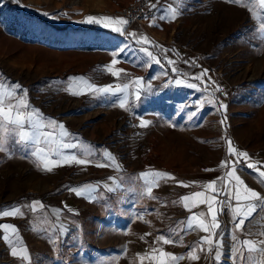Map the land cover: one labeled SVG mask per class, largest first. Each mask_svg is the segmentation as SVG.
I'll return each instance as SVG.
<instances>
[{
	"label": "rangeland",
	"instance_id": "374dc122",
	"mask_svg": "<svg viewBox=\"0 0 264 264\" xmlns=\"http://www.w3.org/2000/svg\"><path fill=\"white\" fill-rule=\"evenodd\" d=\"M10 1L13 6L0 0V83L7 88L19 83L21 89L17 97L24 98L28 92L37 96L38 103L51 110L47 115L60 124L64 121L72 132L70 135L77 137L80 142L77 156L90 163H73L72 166L64 164L60 158L59 166L53 165L52 171H46L40 168V161L33 162L32 190L29 187L28 191L19 190L18 198L48 204L49 210L35 211L32 219L14 225L17 232L12 235L11 245L17 251L26 249L29 259L9 256L0 241V264H159V251L153 253L152 249L167 246L156 242L161 235L177 242L175 255L185 256L170 264H232V235L241 242L264 240L261 235L264 207L253 213L242 230L235 228L230 209L224 207L218 216L220 228L213 238L215 244L223 234L222 256L217 262L215 247L209 251L205 244L201 250L197 244L201 237L189 241L190 232L182 231L185 226L180 222L184 221L186 210L180 201L185 194L172 188L175 177L168 173L173 178L160 180L159 186L153 188L152 196L158 199H149L143 194L146 186L140 174L159 170H140L137 130L143 104L142 99L136 101L133 94L136 90L133 82L137 78L142 79L143 89L145 83L154 84L155 90L176 88L174 121L180 126L179 122L191 119L192 124L185 125L187 128L195 132L204 127L200 132H208L207 139H195L193 151L199 152L191 157L204 173L214 176L213 180L229 170L219 167L222 160L235 159L227 154L228 140L238 151L249 154L248 163L264 171V7L252 0H243L242 4L228 0H175L173 7L179 14L175 19L166 20L172 22L170 26L159 19L164 8L163 0H159L154 13L157 19L152 26H148L150 20L142 26L113 25L122 27L124 34L109 35L92 30L57 31L54 28L90 24L84 22L88 16L116 18L113 11L134 0ZM93 24L112 31L103 27V21ZM144 35L151 42L142 45ZM136 39L141 43H135ZM125 44L131 47L125 48ZM151 44L158 50L157 55L153 54L157 58L161 56L165 64L172 60L166 50L174 53V66L183 70V74L185 71L199 74L207 69L204 83L193 79L191 83L198 84V89L187 87L189 83L176 87L165 85L161 81L165 74L163 67L150 62L139 51L140 47ZM121 48L125 51L114 56ZM113 59L118 60L116 65H111ZM185 60L191 64L186 65ZM106 66L124 71L119 77H113ZM150 75H156V80H146ZM70 77H83L84 86L129 84L128 110L115 103L124 93L109 96L88 90L81 95L70 94L67 91ZM221 104L226 108L220 107ZM240 107L244 110L240 111ZM191 113L197 114L191 116ZM201 117L207 118L208 127L198 123ZM240 120L244 124L239 123ZM89 131L93 138L90 141L85 139ZM177 141L183 139L175 137ZM121 142L124 143L123 154L126 156L130 151L128 160L120 159L121 147L116 145ZM180 148L177 145V149ZM105 150L114 157L110 166L102 155ZM89 151L95 155H89ZM101 162L106 166H95ZM20 164L16 163L18 169L24 167L20 168ZM17 168L15 174L0 169V192L20 185L23 178L13 176L19 174ZM237 174L245 186L264 196L261 182L264 177H259L256 169L246 168L243 158L237 165ZM86 184L95 189L94 199H89L87 193L81 197L69 190L81 189ZM105 184L113 191L107 192ZM217 199L227 200L228 197L222 194ZM235 204L233 200L232 205ZM55 209L61 212L57 214ZM60 224L69 229L66 235L61 234ZM193 245H197L195 254L199 256L195 261L187 255ZM257 247L264 249V244L258 243ZM245 256L253 257L256 264H264V250L245 252Z\"/></svg>",
	"mask_w": 264,
	"mask_h": 264
},
{
	"label": "snow or ice",
	"instance_id": "6c2138e0",
	"mask_svg": "<svg viewBox=\"0 0 264 264\" xmlns=\"http://www.w3.org/2000/svg\"><path fill=\"white\" fill-rule=\"evenodd\" d=\"M14 2H18V0H14ZM229 3L232 4H242L243 0H228ZM254 2L259 3L261 7H264V0H254ZM159 0H157V4H150L149 7L151 9H157ZM162 13L159 16V19L162 21H166L169 19H175L176 16L179 14L177 9L174 8L172 5H167L162 9ZM45 15H47L45 13ZM145 19H149L148 16L144 17ZM157 19L156 16L150 18V26L152 23L155 22ZM103 21V27L111 28L112 31L119 33L121 35L124 34L123 28L120 26L126 25L128 21L124 18H112V17H93L88 16L84 22L86 23H100ZM113 25H120L115 26ZM147 39L146 37L144 38ZM135 43L139 44L141 41L139 39L135 40ZM131 45L125 44V48H130ZM125 48L119 49V52L114 53V56H118L120 52H124ZM139 51L144 53L150 62H155L156 64H161V60L157 58L156 55L153 54L152 51L149 50L147 47H140ZM168 65H174V61L167 60ZM118 63L117 59H113L111 61V65H116ZM184 63L186 65H190L191 61L185 60ZM106 70L111 73L113 77H119L124 69H116L113 70L111 66H106ZM172 72L174 74H178L179 70L173 66ZM208 72L205 69L203 72L199 74H195L192 78L196 81H203L204 75ZM167 75V73H165ZM69 81L71 82L67 91L72 95H81L84 94L85 91H93L100 93L101 95H109L115 96L121 93H124L122 97L115 103L121 109H127V105L129 104V97L127 95V91L129 89V84H124L123 86H103L97 87L92 84H87L86 86L83 85L84 78L83 77H70ZM210 82V81H209ZM136 86V90L133 93L135 96V100L139 101L141 99V92L144 90L142 88V79L137 78L133 82ZM183 81L179 78L175 79L176 85H181ZM187 87L192 89H198L199 85L196 83H189ZM205 87L207 85L205 84ZM21 89V85L16 83L15 85L11 86V89L6 88L5 84L0 83V151H8L9 155L11 152L9 151L7 145L8 142L11 141L15 144H19L25 149L31 147L30 141L39 146L41 143L48 145V148L37 147L35 151L32 152L33 156L39 157L40 162H42L43 169L46 171H52V165H60V158L63 159L64 164H78V165H86L90 163L89 160L79 158L76 153L72 152V149H76L80 147L78 143H70L67 140L69 133L65 130L63 124H58L56 121L49 118L47 124L42 122L41 114L39 110L32 109L31 111H25L28 105L24 101L22 97H20L16 103H5L6 100H12L15 97L19 96V90ZM222 91V89H219ZM26 94V90H25ZM200 107L203 106L202 102L199 105ZM220 107L226 108L225 105L221 104ZM197 113H191V116H195ZM224 121H221L223 124ZM150 124V121L146 119H140L139 127L144 128ZM51 129L50 131H44L45 128ZM60 129V132L57 137L56 128ZM28 129H31L29 131ZM227 154L229 156L234 157L233 160H222L219 167L221 169H229L224 173V175L217 177L216 179L204 184L202 187L207 190L206 191H197L190 195H184L181 198L183 203V207L187 210H191V208L199 207L200 205H205L207 208V213L201 211L199 213H195L191 215L186 221H181L180 223L186 224V228L182 229V231H195L201 230L207 235H204L200 238L197 242L201 250H203V246L207 244L209 246V251L213 247H215V259L219 262L222 256V241H223V234L221 233L220 239L214 240L213 238L216 235L217 229L220 228V223L218 221V216L222 214L224 207H228L232 214V220L237 230H242L243 225L246 221L250 220L253 213L256 212L258 208L264 207V196H261L260 193L251 189L250 187L245 186V182L242 178L237 174V165L241 163V158H243L244 164L248 169H256L259 172V177H264V171H259L256 165L252 163H248L247 159L249 154L246 151H238L232 144L231 140L227 141ZM89 155H95L94 152L89 151ZM103 157L106 161L109 162V165L114 160V157L110 152L105 150L103 152ZM52 157H56L57 159H53ZM97 167H105L106 164L101 162L100 164L95 165ZM206 171H210L206 169ZM140 177L146 186V191L143 193L149 199H158L157 197L152 196L153 188L159 186L160 180H167L173 177H170L168 173L161 172V171H153V172H143L140 174ZM218 181L220 182V186H218ZM264 183V180L261 181ZM182 186L187 187L188 185L183 184ZM107 192H112L113 189L108 187L107 184L104 185ZM70 191H74L77 196H85L88 194L89 199H94L92 193L95 191L91 184H86L82 186L81 189H69ZM225 195L228 197L227 200H219L217 199L220 195ZM235 201V206L232 205V201ZM259 202V203H255ZM173 203H176L175 201ZM39 201H33L28 207L33 211H37V205H39ZM57 214L61 212V209L54 210ZM69 211H71L69 209ZM23 213L20 210L19 206H13L10 209H4L0 211V217H18L22 216ZM206 215L210 217V220H206ZM57 220H59V215H57ZM0 229L4 231V235L2 239L5 241H10L11 236L15 235L17 229L15 226L11 224H0ZM8 229H11V234L8 233ZM59 229L61 234L66 235L69 229L63 225H59ZM264 235V233H261ZM232 241L234 243L230 247V259L232 260V264H256L255 260L251 256H245V252L251 253L255 251H262L264 249H260L257 247V244H264V240H260L259 242L251 240V239H244L242 242L237 240L235 235L231 236ZM156 242H162L164 245L174 244L177 243L171 238H166L165 236L161 235L157 238ZM242 245V246H241ZM197 245H193L187 254L188 257L195 261L199 259V256L195 254V249ZM158 250L153 248L152 252L155 253ZM11 254L16 257L19 256L21 259L27 261L29 259L27 255L26 249H20L17 251L15 247L12 248ZM145 256L148 254L145 253ZM167 258V259H165ZM185 258L184 255L177 256L175 254L166 252V251H159V264H170V262H177L183 260Z\"/></svg>",
	"mask_w": 264,
	"mask_h": 264
},
{
	"label": "crops",
	"instance_id": "0c3cea01",
	"mask_svg": "<svg viewBox=\"0 0 264 264\" xmlns=\"http://www.w3.org/2000/svg\"><path fill=\"white\" fill-rule=\"evenodd\" d=\"M153 1V2H152ZM254 1V0H252ZM164 4L162 7H166L167 5H172L175 3V0H163ZM150 4H157V1L154 2V0H149ZM159 4V3H158ZM255 7V5H254ZM258 7V5H257ZM261 7V5H259ZM155 13V11H154ZM150 19L146 20L149 22ZM165 25H170L172 22H163ZM146 25V22L145 24ZM150 27V22L149 25ZM146 38H148L146 35H144ZM131 38V35H130ZM153 41V39H151ZM142 42L145 43L149 41L148 39L146 40H141ZM151 42V41H149ZM149 48V50L154 49V54H157L158 50L154 48L153 44L144 46ZM167 56L171 58L172 60L175 59V56L169 51V49L166 50ZM161 57V56H160ZM169 66V65H168ZM174 66V65H172ZM169 66L170 70L172 69ZM178 69V68H177ZM179 75H176L175 77H171L168 74L165 75L163 74V78H161V81L167 85L168 87L172 86L176 87L177 85L175 84V79L179 78L183 81V83H191L193 81V76L195 73L191 72L190 74L184 72L183 70L178 69ZM172 71V70H171ZM196 72V71H194ZM146 77V76H144ZM156 75H150L149 78L146 80H156ZM160 77V76H158ZM182 85V84H181ZM6 86V85H5ZM11 87V86H10ZM144 92L141 95V103L143 104V107L140 108V119H146L150 121V124L147 127L141 128L138 126L137 130V159L138 163L141 165L140 170H146V168H152L155 170H159L161 172H167L173 177H175L177 180L171 183L172 188L175 189L176 191L182 193V194H192L197 191H206L202 186L206 183H208L209 178H211V181L213 180L212 177H214L212 174L209 173H204L202 169L197 167V164H195L196 159L194 160V157H191L192 154L198 155V150L193 151L194 144H196L195 139L197 138L198 140L200 138H206L208 137V132H200L204 130V127L200 128V130L193 131L190 130L192 128H187L185 125L192 124L191 119L186 120V122H179L180 126L176 125V122L174 121V117H176V100L174 99L178 93H176V88L171 90V89H163V88H158L155 90V85L154 84H144ZM185 87V86H184ZM7 88V86H6ZM11 89V88H8ZM150 90L152 92H150ZM150 92V93H149ZM161 93L166 94L165 96H162ZM20 97H15L12 100H6L5 103H16L17 100ZM24 101L28 105L27 109L25 111H31L33 108L39 110L41 114V119L42 122L47 124V121L49 120V116L47 115L49 111H51L48 107L44 104L38 103L37 96L33 95L32 93L28 92L27 96H24ZM41 101L43 100L40 99ZM175 104V105H174ZM240 111L243 109L242 107L239 108ZM244 110V109H243ZM52 119V118H50ZM54 120V119H52ZM56 121V120H54ZM200 121V122H199ZM198 121L199 124L204 125L205 127H208V122L207 118L201 117L200 120ZM57 122V121H56ZM140 120H138V125H139ZM242 121L240 120L239 123ZM60 124L59 122H57ZM64 123V121H63ZM62 123V124H63ZM244 124V122H242ZM64 125V124H63ZM184 125V126H183ZM65 127V130L69 133V136L67 137L68 142L70 143H78L80 142L77 140V137L75 135L71 136L70 134L72 132H69L68 127ZM106 126H104L105 130ZM31 131V129H28ZM51 129L45 128L44 131H50ZM56 133L57 137L60 132V129L57 127L56 128ZM204 133V135H203ZM74 134V133H73ZM92 132H88L85 136V139L87 140H92ZM175 137L180 140L183 139L182 142H175ZM189 138V141H188ZM192 138V140L190 139ZM31 147L28 149H25L19 144H15L11 141L8 142V149L11 152V155H9L8 151H0V169H7L8 171H11V174L16 173L17 165L16 163H21L20 168L24 166L21 169H18L19 174L13 175L14 177L20 176L23 178L19 184L16 185V187H10L8 190H2L0 192V211L4 209H10L13 206H19L21 212L23 213L22 216L18 217H0V224H11L15 225L18 222H21L22 220H27V219H32V216L34 212L28 207L32 202L30 200H25L23 198H18V195L20 194L18 191L19 190H27L29 187L30 190H32L33 187V162L34 161H40L39 157L33 156L32 152L35 151L37 147H43V148H48V145H45L41 143L39 146L33 144L31 141L29 142ZM177 145H180L181 148L177 149ZM186 145L188 147H186ZM116 146L121 147V156L120 159L123 161L125 159L128 160L129 157V152H126V156L123 154L125 150H123L124 143H117ZM185 148V149H183ZM142 150H145L142 151ZM72 152L78 154L79 149H72ZM133 153H136L134 151ZM172 154V156H171ZM140 161H143L142 164ZM187 161V162H185ZM153 163V166L151 164ZM73 166V164H72ZM53 167V165H52ZM40 168L43 169V165L41 162ZM13 169V170H12ZM175 175V176H174ZM28 177V178H27ZM181 182L183 184L188 185L187 187L182 186ZM28 191V190H27ZM44 208L46 210L48 209V204H43L40 203L37 205V211H42ZM185 209V208H184ZM185 214H184V221H186L191 215L195 213H199L201 211H204L207 213V208L205 205H200L199 207H194L191 208V210L185 209ZM206 220H210V217L206 215L205 217ZM186 228V224H184ZM9 234H11V229L7 230ZM190 232V237L189 241L192 239H199L200 237H203L204 235H207V233H204L201 230H195V231H188ZM4 235V231L0 229V241L4 244V248L6 249V252L9 256H13L11 254L13 246L11 245V240L10 241H5L2 239V236ZM178 244H169L167 246L160 245L158 248V251H166L169 253L174 254V251L177 250Z\"/></svg>",
	"mask_w": 264,
	"mask_h": 264
},
{
	"label": "built area",
	"instance_id": "2783aa9c",
	"mask_svg": "<svg viewBox=\"0 0 264 264\" xmlns=\"http://www.w3.org/2000/svg\"><path fill=\"white\" fill-rule=\"evenodd\" d=\"M149 5V0H134L124 7L115 9L113 15L126 19L128 21L126 26H142L148 20L144 18L145 16L149 19L154 16L155 9H151Z\"/></svg>",
	"mask_w": 264,
	"mask_h": 264
},
{
	"label": "trees",
	"instance_id": "16d2710c",
	"mask_svg": "<svg viewBox=\"0 0 264 264\" xmlns=\"http://www.w3.org/2000/svg\"><path fill=\"white\" fill-rule=\"evenodd\" d=\"M4 1L6 2V4L8 6H13L14 5L10 0H4ZM54 29H56L57 31H62V30H65V29H69V30H72V31H91L92 30V31H99V32H102V33H106V34H109V35H118L117 33L112 32V31H110L108 29L100 28L99 26H97L96 24H93V23H90V24L79 23V24H75V25L68 24V25H65V26H62V27H59V28L55 27ZM128 39H130V36H128ZM158 59L161 60V64L160 65L163 67L165 73H167L171 77H175L176 75H179V74H174L173 72H171L169 66L167 64H165L164 61H162L160 56L158 57ZM215 231H216V235H215V237H216L218 229L215 230Z\"/></svg>",
	"mask_w": 264,
	"mask_h": 264
}]
</instances>
